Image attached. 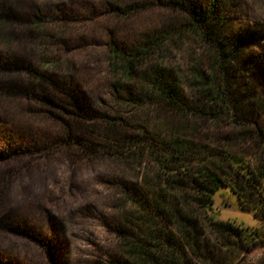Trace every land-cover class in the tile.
Returning <instances> with one entry per match:
<instances>
[{"label": "rangeland", "instance_id": "obj_1", "mask_svg": "<svg viewBox=\"0 0 264 264\" xmlns=\"http://www.w3.org/2000/svg\"><path fill=\"white\" fill-rule=\"evenodd\" d=\"M111 1L0 3V61L8 66L0 69V88L9 91L0 97V264H116L118 259L125 264H150L143 258L149 252L155 263H164L172 259V250L182 254L184 264H264L262 203L244 208L230 186H221L206 214L195 205L192 208L182 190L171 189L168 205L187 213L195 228L189 243L170 222L166 230L173 237L163 240L158 233L159 220L168 223L164 215L153 219L126 193L143 185L145 178H153L156 169L150 156L144 160L131 151L128 157L116 159L68 142L75 137L100 142L103 137L133 136L134 123L172 124L186 138L208 146L209 158L217 151L235 154L248 166V175L261 180L264 0L225 2L227 24L244 39V66L232 77L233 101L221 108L219 117L213 114L215 106L199 105L186 85V103L198 109L195 117L175 108L160 112L149 106L132 108L112 96L117 94L108 67L110 39L135 45L143 32L172 27L182 15L164 1L117 15L108 5ZM199 1L205 4L208 0ZM38 13L46 18V30L45 25L37 30L31 24ZM209 54L196 35L187 33L166 40L155 57L189 72L194 65L209 68ZM54 55L67 58L69 64L56 68L41 64ZM33 68L43 75L32 74ZM99 114L126 117L127 125L106 124L97 118ZM219 221L249 227L256 233L250 243H238L212 224Z\"/></svg>", "mask_w": 264, "mask_h": 264}, {"label": "trees", "instance_id": "obj_2", "mask_svg": "<svg viewBox=\"0 0 264 264\" xmlns=\"http://www.w3.org/2000/svg\"><path fill=\"white\" fill-rule=\"evenodd\" d=\"M162 1L182 15L178 23L163 30L143 32L135 45L120 44L113 37L110 39L108 67L113 74L112 87L117 94L112 96L126 101L132 108L149 106L158 112L164 108H175L186 116L192 114L195 117L198 109L195 105H187L184 94L186 85L199 105L207 103L211 108L215 106L217 109L213 114L215 117L221 116V108L233 101L230 96L232 77L244 66L241 55L244 39L241 34L232 33L227 24L226 0H208L205 4L199 0H112L108 5L113 14L121 15L151 8L154 3L157 5ZM31 24L37 30L45 25L46 30V18L41 13L32 18ZM38 33L41 35L42 30ZM187 33L196 35L207 46L210 53L209 68L194 65L189 72H185L180 67L155 57L163 51L166 40L176 36L181 38ZM56 57L57 55H54L52 58L42 59L41 64H50L54 68L69 64L67 58L62 60ZM3 68L7 69L8 66L0 61V69ZM31 72L37 76L43 75L34 68ZM68 93L75 99L73 93ZM8 94L6 88H0V97ZM41 100L44 101L39 99ZM74 103L68 102L70 105ZM97 118L106 124L123 126H126L128 121L126 117L108 114H99ZM135 124L131 125L135 128L133 136L118 139L103 137L100 142L75 137L68 142L92 153L109 155L116 159L128 157V152L131 151L144 160L150 156L156 169L153 178H145L143 185L137 184L127 188L126 193L137 205L146 208L153 219L157 215H164L168 223L164 224L159 220V238L170 240V236L173 237V234L166 230L168 224L173 222L180 229L182 238L189 243L192 241L195 226L191 218L178 206L168 205L170 191L175 188L184 192L185 200L190 202L192 208L195 205L208 214L213 207V194L216 190L221 186H230L240 197L244 208L251 209L259 202L262 203L261 212L264 215V165L258 170L261 180L254 179L248 175V166L237 155L221 154L217 151L209 158L210 154L206 153L208 146L186 138V133L177 129V125H152L148 122L138 124L139 126ZM1 157L7 158L5 154ZM255 192L259 194L258 197H255ZM251 199H255L252 205ZM210 218L215 220L213 216ZM212 224L226 237L237 239L238 243L242 240L250 243L252 234L256 233L249 227L235 225L229 221ZM0 225L3 226L2 223ZM122 234L128 238V234ZM172 252V259H167L164 263H155L151 252L143 258L150 264H184L182 254L177 250ZM137 259L141 260L142 256L139 255ZM115 263L125 264L122 259L116 260ZM127 264L133 263L128 261Z\"/></svg>", "mask_w": 264, "mask_h": 264}]
</instances>
